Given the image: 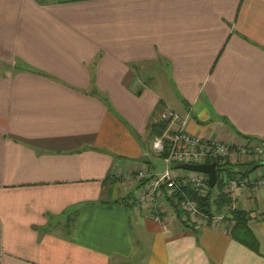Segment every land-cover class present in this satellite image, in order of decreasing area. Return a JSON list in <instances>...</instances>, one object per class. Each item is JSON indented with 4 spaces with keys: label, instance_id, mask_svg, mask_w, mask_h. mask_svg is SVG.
Here are the masks:
<instances>
[{
    "label": "crops",
    "instance_id": "0c3cea01",
    "mask_svg": "<svg viewBox=\"0 0 264 264\" xmlns=\"http://www.w3.org/2000/svg\"><path fill=\"white\" fill-rule=\"evenodd\" d=\"M163 109L264 145V0H0V264H264V190L225 193L256 252L226 222L134 210L121 176L158 173Z\"/></svg>",
    "mask_w": 264,
    "mask_h": 264
},
{
    "label": "built area",
    "instance_id": "2783aa9c",
    "mask_svg": "<svg viewBox=\"0 0 264 264\" xmlns=\"http://www.w3.org/2000/svg\"><path fill=\"white\" fill-rule=\"evenodd\" d=\"M158 117L166 123V127L160 136L152 138L151 151L154 155H161L162 170L158 173H148L146 169L133 171L121 176V180L128 189L135 188L133 202L134 210H151L157 203H164L165 197H171L178 189V179L181 184L188 185L192 192L200 197L206 192V179L193 173L185 178H180L178 173H173L171 167L182 164H210L215 161H227L229 165H240L246 160H253L258 164L264 163V145L260 142L243 140L240 143H225L210 140L207 137H197L184 132V121L168 109L159 112ZM202 175V174H201ZM140 183H142L140 185ZM239 188H250L255 193L264 190V171H258L252 177L241 176L227 180L224 193L231 200ZM178 209L186 220L194 225L217 227L226 222L227 226L233 225L232 220H226L224 215H204L197 203L187 198L181 200ZM233 208V207H232ZM157 220V217H153Z\"/></svg>",
    "mask_w": 264,
    "mask_h": 264
},
{
    "label": "trees",
    "instance_id": "16d2710c",
    "mask_svg": "<svg viewBox=\"0 0 264 264\" xmlns=\"http://www.w3.org/2000/svg\"><path fill=\"white\" fill-rule=\"evenodd\" d=\"M92 64H94V63H92ZM15 68L17 70H24L23 69L24 67L19 68L18 66H16ZM102 102L104 103V105L107 106V102L104 98H102ZM157 106L160 107V104L158 103ZM155 113H156V111H154L152 113V118L155 117ZM165 127H166V123L161 121L159 119V117H157L156 121H154V122L150 121V123L148 124L147 133H148L149 137L152 139L156 136H160L162 134V132L164 131ZM237 136L239 137L240 135H237ZM239 138H241L242 140H245V141H251L252 140L248 137H243V136H240ZM150 151H151V143H150ZM151 154L154 157H158L160 160L165 155V153H162L161 155L157 156V155H154L152 153V151H151ZM241 165L242 166L252 165V163L241 164ZM241 165H237V166H241ZM235 166L236 165H229L227 163V161H223V162H219V160L215 161V170H216L215 186L218 188V191L214 197L210 196L211 192H212L211 191L212 188H208L207 185H206L205 194L200 196V197H197L192 192V190L190 189V187L188 185L181 184L182 179H178L179 180L178 181V184H179L178 189L179 190L176 193H174L171 197L163 198L164 199L163 201L167 204L169 203V207L171 206L174 209L181 200L187 198L189 200L196 201L199 211L204 215H214V214L217 215V214L221 213L222 215H224L226 220H232L233 221V226H231V228L229 230L230 231L229 232L230 237L234 241L238 242L242 246L249 249L250 251L256 252L257 251V243L247 228V222L249 220L248 214L244 211L237 210L234 208H230L229 207V204H230L229 198L227 197V195L223 191L225 188V185L227 183V180L235 178L236 175H241L243 177L246 175V172H244V171H238V172L234 171ZM171 168L174 169L175 167L173 166ZM253 169H254V167H252L251 170H253ZM220 173H222L224 175L225 179H223V177H220V175H219ZM205 179H206V177H205ZM141 184L142 183H140V185ZM138 186L136 188H138ZM132 205H133V203H132ZM222 212H224V213H222Z\"/></svg>",
    "mask_w": 264,
    "mask_h": 264
},
{
    "label": "water",
    "instance_id": "95a60500",
    "mask_svg": "<svg viewBox=\"0 0 264 264\" xmlns=\"http://www.w3.org/2000/svg\"><path fill=\"white\" fill-rule=\"evenodd\" d=\"M176 169L186 172H194L202 174L206 177V184L208 188H213L216 182V170L215 164H182L176 167Z\"/></svg>",
    "mask_w": 264,
    "mask_h": 264
},
{
    "label": "rangeland",
    "instance_id": "374dc122",
    "mask_svg": "<svg viewBox=\"0 0 264 264\" xmlns=\"http://www.w3.org/2000/svg\"><path fill=\"white\" fill-rule=\"evenodd\" d=\"M157 118V117H156ZM153 164L155 165V167H154V171L155 172H160L161 170H162V162H161V160L160 159H156L154 162H153ZM142 168V170H144L146 167L145 166H142L141 167ZM172 172L173 173H183V174H185V175H187V176H190V175H192L193 173H190V172H185V171H181V170H178V169H172ZM196 174V173H195ZM220 175V177H223V179H225V177H224V175L222 174V173H220L219 174ZM197 176H199V177H205L204 175H201V174H197ZM212 192V195H210L211 197H213L216 193H217V191H218V188L214 185V187L212 188V190H211Z\"/></svg>",
    "mask_w": 264,
    "mask_h": 264
}]
</instances>
